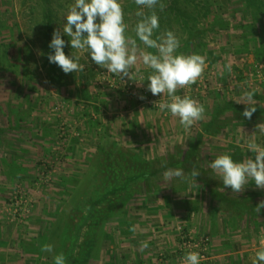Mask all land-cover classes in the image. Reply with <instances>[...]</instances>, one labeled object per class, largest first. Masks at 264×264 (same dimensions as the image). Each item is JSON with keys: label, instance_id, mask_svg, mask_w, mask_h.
Masks as SVG:
<instances>
[{"label": "rangeland", "instance_id": "374dc122", "mask_svg": "<svg viewBox=\"0 0 264 264\" xmlns=\"http://www.w3.org/2000/svg\"><path fill=\"white\" fill-rule=\"evenodd\" d=\"M73 2L0 0V253L8 264H54L61 253L66 264H183L209 239L200 264H252L264 239V209L256 210L264 189L249 181L232 192L208 162L225 152L239 161L252 156L245 141L264 123V0H179L187 12L179 19L174 1L160 0L162 11L157 5L154 35L171 30L178 52L206 58L202 76L176 92L205 107L189 131L155 107L166 93L147 91L153 102L141 104L146 80L121 82L78 50L84 72L65 74L49 63L50 34L62 31ZM120 3L126 34L135 38L139 6ZM136 67L146 78L149 69ZM245 91L254 93L251 119L242 115ZM255 139L264 145V136ZM168 168L201 173L164 181ZM20 197L29 211L22 216L10 206ZM230 211L235 228L227 237ZM247 238L251 247L228 252ZM46 244L52 252L42 251Z\"/></svg>", "mask_w": 264, "mask_h": 264}, {"label": "clouds", "instance_id": "9594fccd", "mask_svg": "<svg viewBox=\"0 0 264 264\" xmlns=\"http://www.w3.org/2000/svg\"><path fill=\"white\" fill-rule=\"evenodd\" d=\"M140 17L135 24V38L126 34L128 25L124 22V12L120 0H74L63 14V28L53 31L48 47L52 50L47 59L49 63L58 66L63 73H81L85 65L80 63V55L73 50L86 52L88 58L108 73L124 82L125 78L147 81L146 90L153 96L163 95L155 103L159 111L170 113L178 117L179 123L185 131H189L197 121L205 117V107L198 100L185 94L177 95V89L195 83L206 68V58L201 54H184L178 52L180 39L171 30H165L160 35H154L160 28L159 15L155 11L159 4L162 11L164 5L160 0H135ZM149 12L145 13L144 9ZM67 36L68 40L63 39ZM139 41L143 47L137 44ZM72 51L66 55L65 47ZM155 49V52L148 51ZM138 62L149 72L145 78L139 67L133 71ZM231 72V64L226 65ZM144 83V82H143ZM140 83V84H143ZM141 100L145 97L140 96ZM242 99L247 107L242 115L251 119L256 111L254 93L245 91ZM256 132L249 135L246 148L252 156H246L242 161L235 160L230 152L217 155L208 162V168L220 175L224 188L230 187L232 192L240 193L244 186L252 181L259 189H264V145L258 143L255 134L264 136V123L256 125ZM200 171L193 168L186 175L182 168H168L162 174L163 180L177 178L181 182L196 180ZM264 209V202L257 207V212ZM134 230V229H133ZM145 241L141 242V249L147 248ZM53 246L46 244L42 251L52 252ZM54 264H66L63 253L54 256ZM183 264H200L202 259L198 251H188L181 258ZM252 264H264V240H261L255 251Z\"/></svg>", "mask_w": 264, "mask_h": 264}, {"label": "trees", "instance_id": "16d2710c", "mask_svg": "<svg viewBox=\"0 0 264 264\" xmlns=\"http://www.w3.org/2000/svg\"><path fill=\"white\" fill-rule=\"evenodd\" d=\"M170 1H174L173 4L171 2V5H172V8H171V11L175 14V19H179V17H187L185 11H183V9L180 7L179 5V0H170ZM174 5V6H173ZM171 23H168V26H170ZM188 28V27H187ZM49 31V34L51 33V28L48 29ZM189 32V31H188ZM51 38L52 39V35L50 34ZM193 36L192 34L189 32V37H188V40H187V46L189 47V49H193ZM197 46V44H194ZM50 53V52H49ZM232 108V107H231ZM191 155H193L194 153H190ZM213 197V196H212ZM211 197V198H212ZM223 197V196H222ZM221 196H219V198H222ZM214 199H212L213 201ZM219 201V200H217ZM216 208V207H215ZM227 212H229V210L227 209ZM230 215H229V219H227V222L224 223V226H223V229H222V232H224L226 235H228L227 237H232V234L234 235V233L232 231H234V228H235V224H234V219L233 217L235 216L233 213L234 211H230ZM216 233V232H215ZM250 238V237H249ZM249 238L246 239L245 243L244 244H236V246L234 247L233 243L231 242V240L229 241L230 244H232L233 246H231V248H228V252L229 253H234V252H240L244 249H248L249 247H251V245L253 244L254 241L252 240H249ZM75 249V247H74ZM70 262V261H69ZM69 264V263H67Z\"/></svg>", "mask_w": 264, "mask_h": 264}, {"label": "built area", "instance_id": "2783aa9c", "mask_svg": "<svg viewBox=\"0 0 264 264\" xmlns=\"http://www.w3.org/2000/svg\"><path fill=\"white\" fill-rule=\"evenodd\" d=\"M140 96H144L145 98L143 99V100H141L139 97ZM137 97H138V100L141 102H144L145 104H148V105H151L152 104V102H153V100H151V98L148 96V92H147V90H144V91H142V92H140L139 93V95L137 94ZM142 102H141V104H142ZM143 103V104H144ZM11 206V210L12 209H14L15 211H14V215L16 214V213H18L19 214V216H22V215H24L25 213H28L29 211H25L23 208H21V207H23V198L22 197H20L19 199H17L16 201H15V203H13L12 205H10ZM12 206H13V208H12ZM19 211H23L22 213H20ZM184 238V237H183ZM264 240V239H263ZM208 243H209V239H204L199 245H198V248L200 249V252H201V254H200V256H201V258L202 259H204V257H205V253H206V251H207V245H208ZM183 248V247H182ZM183 251H184V249H183ZM202 259L200 260V262L202 261Z\"/></svg>", "mask_w": 264, "mask_h": 264}, {"label": "crops", "instance_id": "0c3cea01", "mask_svg": "<svg viewBox=\"0 0 264 264\" xmlns=\"http://www.w3.org/2000/svg\"><path fill=\"white\" fill-rule=\"evenodd\" d=\"M215 207V206H214ZM263 239V238H262ZM5 253H0V264H8L7 262L9 261V259H8V261L6 260L8 257H7V253L4 255ZM21 256V255H20ZM18 258H21V257H18ZM15 261H17L16 259H15ZM214 264H218V263H216V261H215V263Z\"/></svg>", "mask_w": 264, "mask_h": 264}]
</instances>
